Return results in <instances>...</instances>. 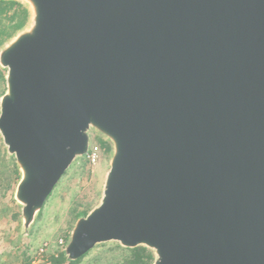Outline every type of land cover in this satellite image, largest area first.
Wrapping results in <instances>:
<instances>
[{
	"label": "water",
	"instance_id": "1",
	"mask_svg": "<svg viewBox=\"0 0 264 264\" xmlns=\"http://www.w3.org/2000/svg\"><path fill=\"white\" fill-rule=\"evenodd\" d=\"M9 1L30 12L0 49L20 235L95 134L108 170L67 261L264 264V0Z\"/></svg>",
	"mask_w": 264,
	"mask_h": 264
},
{
	"label": "rangeland",
	"instance_id": "2",
	"mask_svg": "<svg viewBox=\"0 0 264 264\" xmlns=\"http://www.w3.org/2000/svg\"><path fill=\"white\" fill-rule=\"evenodd\" d=\"M1 7L5 10L0 12V31L6 34L0 36V49L30 23V12L22 2L4 0L0 1ZM18 25L21 29L16 28ZM4 75L5 71L0 69V97L5 91ZM98 140L105 142L93 134L91 145L100 148L98 161L94 165L86 159L72 163L48 197L28 234L23 236L19 230L20 209L13 200L19 173L14 158L7 154L0 138V264H46L49 257L63 253L74 223L82 217V213L91 211L100 197L108 170L110 147L107 154L102 153ZM13 212L17 214L16 219L11 217ZM129 256L128 250L108 243L95 247L73 264H124Z\"/></svg>",
	"mask_w": 264,
	"mask_h": 264
},
{
	"label": "trees",
	"instance_id": "3",
	"mask_svg": "<svg viewBox=\"0 0 264 264\" xmlns=\"http://www.w3.org/2000/svg\"><path fill=\"white\" fill-rule=\"evenodd\" d=\"M4 10H5L4 8L2 7L0 8L1 13ZM16 28L21 29V26L18 25ZM3 34H6V32L0 31V36H2ZM98 141H99L98 144L100 145L102 149V153L107 154L109 152V146L107 145V143L101 140H98ZM16 215H17L16 212H13V215H11V217H13V219H16L17 217ZM84 215L85 213H82L80 216H84ZM128 251L130 252V256L128 259H126L127 261L126 260L124 261V264H150L152 261L151 255L143 248H137V249L128 250ZM65 263L73 264L74 262L67 261L64 254L61 252L57 256L49 257L46 264H65Z\"/></svg>",
	"mask_w": 264,
	"mask_h": 264
},
{
	"label": "built area",
	"instance_id": "4",
	"mask_svg": "<svg viewBox=\"0 0 264 264\" xmlns=\"http://www.w3.org/2000/svg\"><path fill=\"white\" fill-rule=\"evenodd\" d=\"M99 154L100 148L96 145H90L88 154L86 156L87 162L91 165H94L99 159ZM40 252H42V250Z\"/></svg>",
	"mask_w": 264,
	"mask_h": 264
}]
</instances>
